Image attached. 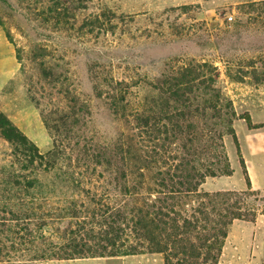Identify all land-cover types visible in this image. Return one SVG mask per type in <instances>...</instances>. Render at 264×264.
Returning a JSON list of instances; mask_svg holds the SVG:
<instances>
[{"label":"trees","instance_id":"1","mask_svg":"<svg viewBox=\"0 0 264 264\" xmlns=\"http://www.w3.org/2000/svg\"><path fill=\"white\" fill-rule=\"evenodd\" d=\"M41 64L45 76L55 74L45 60ZM214 71L199 62L142 83L100 77L98 97L122 129L115 136L95 130V141L93 132H80L78 126L81 118L91 119L90 113L74 101L66 105L60 85V110L52 113L59 118L50 119L53 125L43 120L54 139L62 132L65 140L47 152L0 109V145L6 148L0 154V212L9 210L19 220L11 233L16 235L2 238L37 244L40 235H33L29 224L39 230L45 224L41 211L62 204L57 217L69 224L70 243L56 247L60 251L39 249L33 259L154 254L163 264H219L233 223L264 215V198L241 154L232 100L223 99L227 112L220 127L216 122L223 100ZM253 76L264 82V72L255 70ZM227 134L234 138L247 188L207 191L208 178L233 173ZM106 196L119 201L107 203Z\"/></svg>","mask_w":264,"mask_h":264},{"label":"rangeland","instance_id":"2","mask_svg":"<svg viewBox=\"0 0 264 264\" xmlns=\"http://www.w3.org/2000/svg\"><path fill=\"white\" fill-rule=\"evenodd\" d=\"M211 4L210 0H89L84 4L79 0H0V27L21 66L13 93L0 108L47 152L65 140L62 132L54 139L43 120L53 125L50 119L59 118L52 113L60 110L61 96L56 93L60 85L66 105L74 101L90 113L91 119L81 118L78 126L80 132H93L95 141V130L115 136L122 129L106 100L98 97L100 77L142 83L173 67L208 62L215 70L211 74L222 100L226 97L233 102L237 113L233 127L250 175L256 185H262L264 82L257 81L253 72H264V0ZM44 60L53 67L54 75H44ZM234 75H244V79ZM220 103L222 107L215 113L218 127L227 112L225 101ZM224 143L242 179L243 166L233 136L225 135ZM5 149L0 145V154ZM214 181L220 184V180ZM262 191L260 198H264ZM111 196H106L107 203L119 201ZM57 207L41 211L45 224L39 230L29 224L32 234H39L41 240L28 245L20 238H2L16 235L11 233L19 220L9 210L0 212V264H163V258L154 254L76 259L48 258L47 254L33 259L39 249L52 246L60 251L56 247L70 243L65 231L69 224L57 217L62 215L63 205ZM50 213L51 218L46 216ZM4 225L9 228L4 230ZM82 225L88 224L84 221ZM129 242L135 244L136 240L132 237ZM219 264H264V215L255 222L233 223Z\"/></svg>","mask_w":264,"mask_h":264},{"label":"crops","instance_id":"3","mask_svg":"<svg viewBox=\"0 0 264 264\" xmlns=\"http://www.w3.org/2000/svg\"><path fill=\"white\" fill-rule=\"evenodd\" d=\"M212 1L211 7L230 5L237 2V0H210ZM21 70L20 63L17 59L16 50L14 46L8 40L4 30L0 27V106L6 103V97L13 93L12 86L16 83V74ZM1 109V108H0ZM6 113V109L2 110ZM6 115L27 135L30 137V132L25 131L24 127L19 124V122L14 119L10 114ZM31 138V137H30ZM32 139V138H31ZM34 140V139H33ZM35 141V140H34ZM36 142V141H35ZM37 143V142H36ZM39 147L40 145L37 144ZM236 146V145H235ZM231 161V159H230ZM246 165L248 168V172L250 175L251 168L248 165L247 160ZM238 164L241 166L240 161L237 160ZM233 173L231 175H223L217 177L208 178L204 184L203 188L207 191H218V190H244L247 188V182L244 177L243 169L241 179L240 175H238V170L235 168L236 166L231 162ZM262 173L264 175V165H261ZM235 175H238L235 176ZM251 177V175H250ZM214 180H220V184L216 185ZM237 180V185L234 183ZM252 185L255 189L264 190V184L256 185L255 179L251 177ZM245 181V182H244Z\"/></svg>","mask_w":264,"mask_h":264}]
</instances>
